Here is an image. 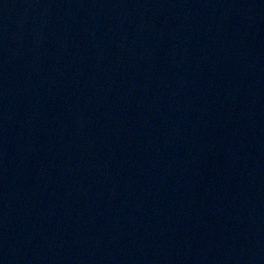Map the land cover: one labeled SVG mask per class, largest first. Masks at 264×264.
Segmentation results:
<instances>
[{
  "label": "water",
  "instance_id": "1",
  "mask_svg": "<svg viewBox=\"0 0 264 264\" xmlns=\"http://www.w3.org/2000/svg\"><path fill=\"white\" fill-rule=\"evenodd\" d=\"M0 264H264V0H0Z\"/></svg>",
  "mask_w": 264,
  "mask_h": 264
}]
</instances>
